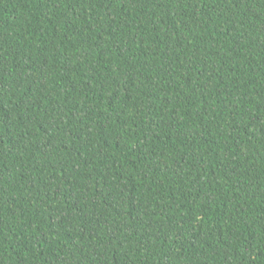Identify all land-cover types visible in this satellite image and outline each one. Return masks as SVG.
<instances>
[{"label":"trees","instance_id":"obj_1","mask_svg":"<svg viewBox=\"0 0 264 264\" xmlns=\"http://www.w3.org/2000/svg\"><path fill=\"white\" fill-rule=\"evenodd\" d=\"M0 264H264V0H0Z\"/></svg>","mask_w":264,"mask_h":264}]
</instances>
